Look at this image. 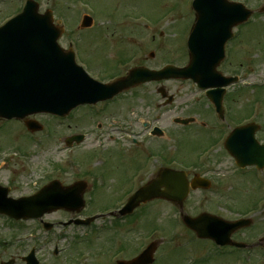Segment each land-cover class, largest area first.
Wrapping results in <instances>:
<instances>
[{
  "label": "rangeland",
  "instance_id": "1",
  "mask_svg": "<svg viewBox=\"0 0 264 264\" xmlns=\"http://www.w3.org/2000/svg\"><path fill=\"white\" fill-rule=\"evenodd\" d=\"M36 1L40 5L41 13L51 10L54 13L56 22L61 21L63 23V26L66 29V35L60 40V44L64 48H66L67 41L69 39L73 38V40L81 43V39L84 36L83 34L79 35L77 33L82 20V17L77 18L78 14L84 12L85 14L92 16L94 18L95 25L89 31H100L101 33L90 34L89 36L95 39L98 36L104 35L114 42V44L108 43L107 46L109 48H113L109 54L106 55L105 60H110L113 58V60L116 61L118 60L120 54L127 55L131 58H129L130 61L126 66L119 67V69H116V71L112 74H123L134 67H139L142 65H146L153 69H160L164 66V64L166 65L167 63L185 66L189 61V58L185 55L186 46L183 42H187L186 36L189 35L195 21V13L191 8L193 0H85V2L89 1L92 5H94V7L98 10L97 14L92 6H88V8L84 3H70L67 5L65 0ZM232 1L243 3L248 9L254 11V17H252L251 21L261 23L256 24L254 22L242 29L240 28L241 30L239 29L238 31L241 34V45L243 52H239V54H234L236 52H232V54L229 53V55H245L246 60L240 61L246 64L240 73V75H243L245 83H250L251 85H254V83H257V85L263 84L264 60H262L260 56L257 57L256 55H253L262 54L260 51H264V24H262L264 23V17L258 16L259 14L263 15L259 13V9L264 4V0ZM2 6L4 9L0 11L1 25L6 22L3 13H8L14 10V4L12 3V8L9 7L10 4L7 2L2 3ZM128 14L135 16L143 15L150 20L159 21L156 25H153L150 22L151 28L149 30H145L143 27L146 23L143 20L134 19V21H130L129 18H126ZM102 62L103 61L91 62L92 68L96 75L105 73L104 69H106V67L101 65ZM223 68L224 69L221 71L224 74L233 72V70L226 64L223 66ZM108 69L112 71V67L110 65L108 66ZM163 85L165 87L167 86L170 92L174 91L175 86L180 87V85L171 82L164 83ZM253 87L254 86L243 88L245 93L241 95L239 101L234 106V112L232 111L233 115H236L238 110H242L253 103L254 97L259 93ZM158 88L159 85L157 84H149L143 89L140 88L135 90L132 94L127 93V95L140 96L146 94L151 97L154 96L155 99V97L158 95ZM180 89L182 90V93L180 92L181 94L190 95L187 85L182 86ZM236 91L237 89L232 87L229 92L233 94ZM262 97L264 98V93L262 94ZM248 98L250 99L249 101ZM186 112L189 115L188 110H186L184 113ZM259 114L258 120L261 121L264 126V99L262 101ZM230 118L233 117L230 115ZM37 119L45 126L52 127L57 132L58 130H67L66 128L64 129L62 125H60V122L53 120L50 116H42L38 117ZM172 132L179 134L182 133V130H172ZM68 135L69 132H58L56 137L53 139H47L45 136L40 135L42 142H49L51 140V143L47 146H40L39 144L30 146L29 149H24L26 155H22V153L13 154L7 151L8 148H6L4 151H0V184L13 185V187L16 189L15 192H17L18 195L27 193L35 188L34 184L39 180L40 170L49 168L51 163H57L56 160H77V158H83V154L97 152L93 147L95 145H91L89 147L92 149L83 147L76 150L74 154L72 153L70 156H68L66 152L60 151L61 144H63V139H65V137ZM190 136L191 133H187L185 135V137L188 139ZM91 143H94L93 140ZM15 144H21L22 146L26 144L24 130H22L15 121L0 122V145L3 147H13L16 146ZM151 147L154 149L164 147V149H166L164 155H166L168 158H182L184 161L187 160L185 161L187 163L192 161L193 157H196V154L194 155V151L188 150L190 148L187 149L186 146H184V148L182 147V150H177V148H175V142L173 139H170V141L155 140ZM112 148L113 147L106 148L101 152V154L105 156V154L108 153ZM3 158L14 159V161L10 160L8 162L9 164L7 169H5L7 162H4ZM24 163L27 167L30 166L28 168L29 171H32V168L34 167L35 170H38V173L33 175L25 173L23 169ZM219 167H221L222 170H226L228 172L227 175H230L233 171L231 164H220ZM98 169H100V165L98 164L97 156L94 157L92 163L82 166L80 172H77L70 167L71 177L68 184L85 180L90 184V186H96L101 181H97V184L94 185L92 178L86 174L90 173L98 176V174L102 173V171ZM232 175L233 177H229L232 178L229 183V187L232 188L230 190L232 195L231 211H226L222 208L221 210L217 209V213L214 211V209L210 208L208 211L201 209L196 210V207L193 206L195 200L193 198H189L185 203V206L188 208L186 213L189 214V216L197 217L199 216L200 212H212L226 220L237 219L239 217L238 212L241 204L239 193H237V191H239V178L235 177L233 173ZM112 184L109 181L107 186H111ZM39 185H37V187ZM100 187L101 185H98V189ZM95 191H93L91 194H86L85 198L87 202V208L82 212L80 217H90L89 215L97 213L98 211L100 212L101 207L108 205L109 202L104 205L106 200L102 196L97 197V195L95 196L97 197V205L95 204L92 199V194ZM236 193L238 197H234ZM117 196H114L112 200H119L121 196ZM228 199L229 197L223 201L227 202ZM125 201L126 200L124 199L119 203L123 204ZM236 201H239L237 206H235ZM114 204L115 201L111 203V206ZM69 218L70 215L68 213L57 212L50 214L46 218V221L52 224L54 223L60 225V223L66 224ZM106 220L107 224L112 225V220ZM129 220L130 219L125 221L122 220L121 224H123V226L115 229H112L114 226L107 227V224L100 226V228L96 225H91L89 227H77L73 225L70 227H65L62 224L57 228V230L54 231L53 235H45L43 232H41L40 228L37 224H35L34 221L15 222L9 220L6 217L0 216V264L10 260H14L15 264H23L22 258L27 254V250L33 248L32 246L35 245L38 247L39 251L37 250V252L43 264H55L56 261H58V263H63L67 258V253H65L58 260L52 259L51 252H53L55 248V245H53L55 243L61 244V247L69 253V256L72 254V256H77L79 255L78 253L85 250L90 252L91 255L89 254V259L84 258V261L79 262L80 264H116V260L118 259L122 258L123 260H130L134 258L137 256L136 252H142L152 240L162 242L156 254V258H159L157 264H183V262L184 264H188L191 260L190 255L193 254V251H207L212 255L210 257L208 256L207 258L208 253H200L198 260L200 261L205 257L208 261L207 264H219L215 263V261H217V257L216 254L214 255L213 253L217 251L216 248L209 242L195 241V239H197L196 236L188 229H185L182 225H180L178 213L169 203H152L151 205L144 208V210L139 211V214L132 221L129 222ZM147 221H150L151 226L149 231H144L142 229L147 228L145 226ZM154 225H157L160 230ZM97 228L99 229L96 230ZM64 229H66L67 234L62 237V240H60L58 238V233L63 234L64 231L62 230ZM152 231L156 232L151 233ZM100 232L101 234H96ZM84 240H93L95 243L88 246L84 245V243H81L80 245L75 246L74 243L76 241ZM225 253L226 255L224 256V262L233 260V257L229 254V251H225ZM64 263H69V257Z\"/></svg>",
  "mask_w": 264,
  "mask_h": 264
},
{
  "label": "flooded vegetation",
  "instance_id": "2",
  "mask_svg": "<svg viewBox=\"0 0 264 264\" xmlns=\"http://www.w3.org/2000/svg\"><path fill=\"white\" fill-rule=\"evenodd\" d=\"M82 57L88 64L92 54L84 51ZM227 64L236 65L235 62ZM243 66V63H239L238 68ZM197 94L199 97L193 95L191 100H186L187 96L179 95L177 92L170 103H166L160 95L155 99L154 96L146 94L120 95L110 102L100 103L94 107H82L79 110L80 119L75 122L73 129L81 130L80 134L84 136L88 145L92 140L94 143H100L102 147L108 143L112 145L113 148L109 153L111 158L101 159L98 162L99 170L102 171L98 174L102 184L99 192L112 197L117 195L129 197L152 179H157L158 172L163 166L179 165L186 167L184 171L187 173V179L190 185L194 186L191 189L195 188L190 190L187 199L195 200L193 206L196 210L208 211L210 207L216 206L214 203L231 195L232 188L229 187V183L232 178L229 177H233V173L239 178L241 197L239 218L250 222L233 235V240L241 247L239 249L226 247V249L238 256L240 264H264V168L259 169L257 166L238 168L229 149L235 144L242 149H256L258 144L264 147V130H256L254 134L258 144L253 141L251 133V135L240 134L236 142L231 137L233 130L229 122V111L226 115L227 107L224 105L225 121H218L217 108L214 104L208 100L206 94L199 91ZM225 100L226 97L224 104ZM186 110L189 115L187 112L184 113ZM169 114L172 116L171 123L168 121ZM178 118H192L195 122L191 125L175 124ZM238 120L241 121V118ZM68 128L71 129L72 124H69ZM156 129L182 130V133L177 135L178 149L184 148L182 143L185 135L191 133L194 143L192 150L196 157L189 163L182 158L166 159L164 147L158 149L151 147L155 140H162L161 132ZM261 156L264 157V151ZM152 160H154L153 164ZM220 164H231L232 173L227 175L228 172L222 170ZM70 167L69 162L62 165L51 164L48 182L58 181L62 186L69 185ZM80 171L81 167H77V172ZM108 172L111 177L106 175ZM109 179L113 186L106 185ZM5 185L10 189L13 197L21 196L15 192L13 185ZM185 203L183 210L186 212L188 208ZM231 208L229 197L225 210L230 211Z\"/></svg>",
  "mask_w": 264,
  "mask_h": 264
},
{
  "label": "water",
  "instance_id": "3",
  "mask_svg": "<svg viewBox=\"0 0 264 264\" xmlns=\"http://www.w3.org/2000/svg\"><path fill=\"white\" fill-rule=\"evenodd\" d=\"M198 13V23L192 35L194 50L192 55L198 54L205 58L204 66L197 73L194 69L164 70L160 73H146L148 80L159 77L192 78L200 82L208 81L210 85L218 76L209 66V49L213 40L223 37L221 42L213 48L215 53L224 49L226 41L231 37L233 26L248 19L249 13L242 7L229 4L226 0H198L194 5ZM60 31L53 26L50 15L41 16L29 6L25 13L6 27L0 29V116L11 119L24 118L36 113L67 114L74 107L82 103L95 102L93 96L104 94L106 87L90 81L80 68L75 65L72 55L65 54L58 46ZM136 72L130 78L138 81L143 77ZM161 75V76H160ZM119 82L117 89L127 82ZM228 84V83H227ZM225 84V85H227ZM116 85V86H117ZM208 86V85H207ZM108 92H113L112 90ZM167 180L179 175L164 172ZM167 187V186H166ZM150 186L140 191L130 201L124 213H131L141 202H146L158 194L151 196ZM184 191V189H183ZM169 200H176L172 193L162 194ZM77 205L73 195H67L65 200L54 203L47 193L34 198L11 201L0 199V212L11 218H33L43 215L45 211H52L60 207ZM40 211L41 213H30ZM216 220V219H215ZM188 225L200 237L219 239L223 232L220 221L209 217H202L197 222L187 220ZM209 226H204L203 224Z\"/></svg>",
  "mask_w": 264,
  "mask_h": 264
},
{
  "label": "bare ground",
  "instance_id": "4",
  "mask_svg": "<svg viewBox=\"0 0 264 264\" xmlns=\"http://www.w3.org/2000/svg\"><path fill=\"white\" fill-rule=\"evenodd\" d=\"M164 179H166V178H164Z\"/></svg>",
  "mask_w": 264,
  "mask_h": 264
}]
</instances>
